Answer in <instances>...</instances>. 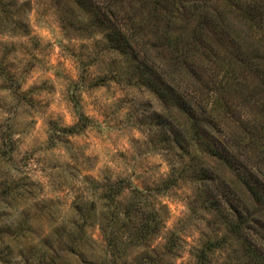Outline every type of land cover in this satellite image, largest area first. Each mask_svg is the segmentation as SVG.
Masks as SVG:
<instances>
[{"label":"rangeland","instance_id":"rangeland-1","mask_svg":"<svg viewBox=\"0 0 264 264\" xmlns=\"http://www.w3.org/2000/svg\"><path fill=\"white\" fill-rule=\"evenodd\" d=\"M96 1L101 14L114 6V20L130 21L141 70L175 97L206 101L209 73L226 65L213 57L239 48L242 89L223 97L243 123L263 114L264 0H199L209 13L199 36L193 16L153 14L147 0ZM87 3L0 0V264H195L220 228L197 200L188 160L163 145V132L188 122L112 48ZM131 188L166 211L147 247L119 245ZM226 256L208 254L213 264Z\"/></svg>","mask_w":264,"mask_h":264},{"label":"trees","instance_id":"trees-1","mask_svg":"<svg viewBox=\"0 0 264 264\" xmlns=\"http://www.w3.org/2000/svg\"><path fill=\"white\" fill-rule=\"evenodd\" d=\"M147 1L152 5L150 11L153 14L165 10L173 19L175 15L193 16L196 20L194 36H199L209 23V13L199 0ZM96 2L94 0V5H87L97 25L108 32L112 48L135 62L134 68L140 73L139 78L160 99L174 102L177 111L188 122L187 128L172 131L171 137L163 132V145L168 150H176L188 160L185 173L196 183L197 200L220 228L219 234L207 239L196 250L195 264H213L208 254L215 250L227 255L220 264H264V111L260 118L243 123L229 112L232 104L223 97L226 91L238 95L242 89L233 68V65L241 67V63L245 62L239 48L228 58L213 57L216 64L225 61L226 65L220 77L209 73L210 80L205 84L208 87L206 101L198 98L185 100L181 93H175V97L154 83L150 74L141 70V54L132 47L126 35L132 29L128 27L127 19L121 17L114 20L120 13L112 9L114 6L107 7L106 12L101 14ZM175 8L177 10L173 12ZM106 15L112 21L106 20ZM218 25L214 24L215 27ZM251 98L249 96L248 99ZM251 101H254L256 108H260L257 100L253 98ZM166 127L164 125L163 129ZM65 131L76 133L78 130L73 127ZM170 140L172 144H169ZM217 167H221L225 174ZM174 181L172 176L166 184ZM150 199L149 190L142 192L131 188V197L123 213L125 222L122 224L123 232L128 236L120 240L119 245L147 247L159 229L163 228L166 211L157 209ZM118 219L117 214L116 223ZM222 229L223 233L220 232ZM104 236L111 254L115 255L116 243L107 234ZM233 254L237 257L234 260L231 258Z\"/></svg>","mask_w":264,"mask_h":264}]
</instances>
